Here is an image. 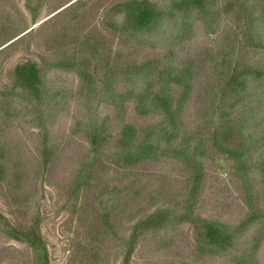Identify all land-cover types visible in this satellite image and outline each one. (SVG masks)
I'll return each mask as SVG.
<instances>
[{
	"label": "rangeland",
	"instance_id": "rangeland-1",
	"mask_svg": "<svg viewBox=\"0 0 264 264\" xmlns=\"http://www.w3.org/2000/svg\"><path fill=\"white\" fill-rule=\"evenodd\" d=\"M0 264H264V0H0Z\"/></svg>",
	"mask_w": 264,
	"mask_h": 264
}]
</instances>
